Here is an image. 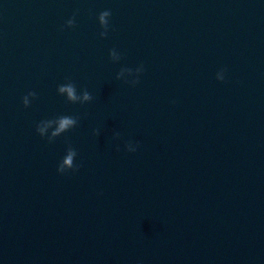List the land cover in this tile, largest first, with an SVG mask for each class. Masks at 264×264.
Wrapping results in <instances>:
<instances>
[{
  "label": "water",
  "instance_id": "water-1",
  "mask_svg": "<svg viewBox=\"0 0 264 264\" xmlns=\"http://www.w3.org/2000/svg\"><path fill=\"white\" fill-rule=\"evenodd\" d=\"M0 264H264V0H0Z\"/></svg>",
  "mask_w": 264,
  "mask_h": 264
},
{
  "label": "clouds",
  "instance_id": "clouds-1",
  "mask_svg": "<svg viewBox=\"0 0 264 264\" xmlns=\"http://www.w3.org/2000/svg\"><path fill=\"white\" fill-rule=\"evenodd\" d=\"M109 16V10L108 9H103L100 10L96 13V22L99 25L101 31H100V35L103 36L104 35V30L107 28V18ZM73 23L72 17H69L68 19H66L64 21V26H71ZM110 55H114L113 53H111L110 51ZM139 70V69H138ZM215 78L217 80H223L224 79V69L221 68L220 70H218L216 72V76ZM58 92H62L65 93L66 97L69 100H76L79 99L81 101L87 100L88 99V93L87 92H82V94L77 97L72 86L70 84H66V85H59L57 88ZM33 93L31 90H29L27 93H25L22 97H21V103L22 105H26L28 103V97L32 96ZM56 123V128L54 129L53 134H55L56 132H60L68 127H70L74 121L71 117L69 116H60L57 118V120L55 121ZM47 126V124L45 122H40L36 125V132L42 134L44 132V128ZM71 156V153H68V155L58 164L57 166V171H62L65 168H67L69 166V158Z\"/></svg>",
  "mask_w": 264,
  "mask_h": 264
}]
</instances>
